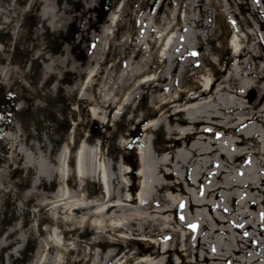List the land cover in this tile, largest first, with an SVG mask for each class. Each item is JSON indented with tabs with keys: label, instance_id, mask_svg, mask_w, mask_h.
<instances>
[{
	"label": "bare ground",
	"instance_id": "bare-ground-1",
	"mask_svg": "<svg viewBox=\"0 0 264 264\" xmlns=\"http://www.w3.org/2000/svg\"><path fill=\"white\" fill-rule=\"evenodd\" d=\"M22 1L12 0L9 9H2L0 4V56H6L9 50H5L2 41L5 29L11 31L6 39L10 49L22 39L23 23L19 16L14 18ZM24 1L26 6L20 8L26 15L31 2ZM43 13L41 7L40 14ZM39 32L42 33V25ZM233 41L229 49L240 57L243 49ZM165 43L171 50L172 41H165L163 46ZM32 65L33 62L28 64L22 82L37 98L33 111H42L44 106L52 111V101H42L31 76ZM8 66L10 63L0 67L3 80ZM190 72L179 65L161 67L157 79L131 87L130 94L115 108L110 126L116 128L117 122H122L118 136H125L135 123L144 124V149L138 154L139 185L128 182L123 166L128 160L124 156L120 161L121 148L104 153L106 161H113L114 184L119 193L114 186L110 189L107 169L96 161V142L89 134L78 138V123L70 125L67 135L59 132L55 124H48L52 132L42 133L41 141L30 128L31 141L22 147L20 125L28 103L18 99L15 110L5 119L0 117V123H9L6 130L2 128V137L12 150L0 165V172H5L14 159L20 160L13 169L14 197L26 201L35 194L39 204L38 214L34 215L41 216L42 224L40 235L32 231L35 249L1 245L0 264H15V254L19 252L27 258V264H36L32 255L38 257L37 264L61 262L58 256L61 228L65 226L63 213L76 219L81 229L89 225L100 231L91 233L87 241L99 243L103 251L96 257L90 252V259L79 264H264V84L258 85L261 80L264 82V74L247 78L223 69L221 78L212 83H195L187 93L179 86ZM95 76L81 83L79 101L87 99L85 90ZM148 88L152 94L145 91ZM154 91L166 92V96L158 97ZM76 110L79 112V105ZM101 110L107 116L105 100ZM89 114L93 125H98L95 109L91 108ZM110 126L107 125V133L98 130L96 136L108 138ZM35 153H41L47 161L43 180L30 181L25 191L20 188L25 179L21 174L32 165ZM96 177L100 194L94 192L93 183H85ZM136 190L137 195H132ZM118 220L122 224H116ZM8 223L6 219L0 221V232H7L11 227ZM141 232L169 244L165 248L156 244L153 251L156 245L132 238Z\"/></svg>",
	"mask_w": 264,
	"mask_h": 264
},
{
	"label": "rangeland",
	"instance_id": "rangeland-1",
	"mask_svg": "<svg viewBox=\"0 0 264 264\" xmlns=\"http://www.w3.org/2000/svg\"><path fill=\"white\" fill-rule=\"evenodd\" d=\"M29 2L30 10L26 15H23L20 8L22 5L26 6L24 0L15 11L24 19L23 34L20 32L22 39L18 40L23 48L20 50L18 45L10 49L7 43L9 37L2 35L3 46L5 50H9L6 56H0V67L10 63L6 79L3 80L0 76V87L6 84V89L16 91V97L28 103L23 111L19 145L26 147L27 142L30 143L32 128L37 140L41 141L42 133L52 132L47 128L48 124L51 127L55 124L59 132L67 135L70 125L78 123V138L83 139L89 134L96 142V161L107 169L109 187L113 190L114 186L117 193L119 190L118 185L114 184L115 169L111 166L113 161H106L104 153L109 149L121 148L120 161L124 156L128 160L123 165L128 173V182L139 185L136 174L138 154L144 149L141 138L144 124L135 123L125 136L116 134L121 121L117 122L116 128L110 126L115 108L130 94L131 87L154 81L161 67L172 68L178 65L191 71L182 78L179 86V90L187 93L195 83H212L221 78L220 71L223 69L230 73L235 71L247 78L257 76L260 72L264 74V0ZM41 7L43 14H40ZM40 25L42 33L39 32ZM233 39L236 47L243 49L240 57L234 56L229 49ZM165 41H172L171 50L167 49L166 43L163 46ZM30 62H33L31 76L41 92L42 101L51 100L54 108L52 111H48L47 106L42 111H33L37 98L22 82V76ZM91 76H95V79L85 90L87 99L79 101V87ZM263 84L261 80L258 85ZM145 91L153 93L149 88ZM154 93L158 97L166 96V92ZM104 100L107 102V116L101 110ZM78 105L79 112L76 110ZM91 108L98 113L100 122L96 126L90 120ZM4 122L6 130L9 123L6 120ZM107 125L110 126V133L106 135L108 138L97 137L98 130L107 133ZM111 133L116 136H111ZM11 151L8 141L0 134V165L4 164ZM45 161L41 153H35L32 165L21 174L25 178L20 185L22 190H27L30 181L41 183ZM19 162V159H14L5 172H0V221L5 222L6 219L11 226L7 232H0V246L13 244L16 248L24 245L34 246L35 249L32 231L40 235L42 226L39 222L41 216L37 215V219L34 215L39 203L35 194L26 201L14 197L13 169ZM85 183H93L94 192L97 190L100 194L98 177L91 182L86 179ZM132 195H137V190ZM62 219L65 226L61 228L63 235L58 256L61 262L48 261L46 264H79L81 260L90 259V252L94 253V257L101 252L99 243L93 245L87 241L91 233H100L98 229L93 230L89 225L82 226L81 229L76 219L73 220L65 213ZM116 224L120 225L122 221L118 220ZM123 235L129 237L128 234ZM132 238L139 243L157 244L162 248L169 244L149 233H136ZM157 245L153 251L157 249ZM19 253L15 254V264H27V258ZM146 258H149V254ZM31 260L39 263L38 257L33 255Z\"/></svg>",
	"mask_w": 264,
	"mask_h": 264
},
{
	"label": "flooded vegetation",
	"instance_id": "flooded-vegetation-1",
	"mask_svg": "<svg viewBox=\"0 0 264 264\" xmlns=\"http://www.w3.org/2000/svg\"><path fill=\"white\" fill-rule=\"evenodd\" d=\"M16 91L0 87V117L9 116L16 108Z\"/></svg>",
	"mask_w": 264,
	"mask_h": 264
},
{
	"label": "water",
	"instance_id": "water-1",
	"mask_svg": "<svg viewBox=\"0 0 264 264\" xmlns=\"http://www.w3.org/2000/svg\"><path fill=\"white\" fill-rule=\"evenodd\" d=\"M11 2H12V0H0V4H1V8L2 9H9L10 8V6H11ZM16 3V7H19V3H17V2H15ZM14 4V3H13ZM17 10V9H16ZM14 18H16L17 16H19V18H20V22H21V16L18 14V13H15L14 14Z\"/></svg>",
	"mask_w": 264,
	"mask_h": 264
}]
</instances>
